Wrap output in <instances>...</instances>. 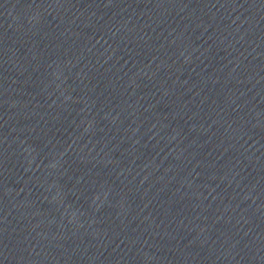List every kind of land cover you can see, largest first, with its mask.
I'll return each mask as SVG.
<instances>
[{"label":"water","instance_id":"water-1","mask_svg":"<svg viewBox=\"0 0 264 264\" xmlns=\"http://www.w3.org/2000/svg\"><path fill=\"white\" fill-rule=\"evenodd\" d=\"M0 264H264V0H0Z\"/></svg>","mask_w":264,"mask_h":264}]
</instances>
